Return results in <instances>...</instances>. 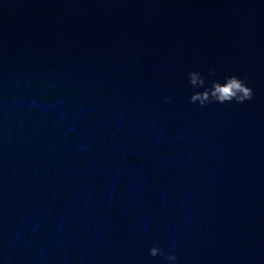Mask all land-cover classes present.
<instances>
[{"label": "water", "instance_id": "95a60500", "mask_svg": "<svg viewBox=\"0 0 264 264\" xmlns=\"http://www.w3.org/2000/svg\"><path fill=\"white\" fill-rule=\"evenodd\" d=\"M209 65L254 99L189 104ZM173 240L264 264V0H0V264H158Z\"/></svg>", "mask_w": 264, "mask_h": 264}, {"label": "clouds", "instance_id": "9594fccd", "mask_svg": "<svg viewBox=\"0 0 264 264\" xmlns=\"http://www.w3.org/2000/svg\"><path fill=\"white\" fill-rule=\"evenodd\" d=\"M214 78V79H210ZM187 83L191 89L195 90L189 97L188 103L198 108H207L210 105H243L254 99L255 93L250 86L246 75L228 74L217 77L215 66L209 65L207 75L199 70H191L186 74ZM171 102L170 97H165V103ZM177 242L173 240L170 244V250H165L153 245L148 249V256L155 260L159 257L158 264H180L176 254Z\"/></svg>", "mask_w": 264, "mask_h": 264}]
</instances>
